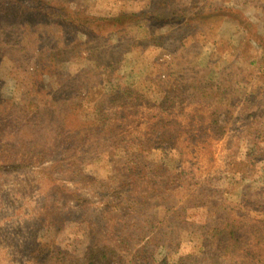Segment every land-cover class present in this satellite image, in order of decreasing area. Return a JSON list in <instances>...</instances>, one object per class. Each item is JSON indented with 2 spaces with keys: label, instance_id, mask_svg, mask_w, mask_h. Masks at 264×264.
<instances>
[{
  "label": "rangeland",
  "instance_id": "374dc122",
  "mask_svg": "<svg viewBox=\"0 0 264 264\" xmlns=\"http://www.w3.org/2000/svg\"><path fill=\"white\" fill-rule=\"evenodd\" d=\"M50 2L78 12L129 13L143 23L149 15L167 11L191 17L207 14L187 24H152L143 40L140 37L144 33L134 37V31H124L93 41L56 22L55 14L47 22L27 9L21 14L16 7L20 18L16 25L8 17L9 6L0 2V33L9 35L0 40V52L12 51L9 45H14V52L28 55L25 63L30 66L45 64L53 68L47 88L49 98L57 94L54 87L61 77L64 81V76L76 75L71 78L72 90L89 91L100 106L130 94H150L156 103L165 98L161 118L171 129L179 130L173 144L153 142L143 173L133 169L120 150L94 156L84 168L90 178L88 184L80 185L81 194L92 204L80 213L95 222L94 228L104 223V215L99 214L103 209L97 203L101 190L114 196L119 192L128 195L133 209L120 206L117 213L122 223L108 231L96 230L99 235L94 237L83 218L78 217L79 210L64 214L69 227L58 231L59 246L78 261H82L93 239H108L117 251L115 264L166 263L184 257L186 252L196 255L186 262L205 258L206 255L199 256L194 245L203 235L196 233L198 228L208 226L203 214L215 202L209 199L228 197L233 201L252 190L260 193L259 186L264 184V176L257 173L264 170V0ZM38 3L51 6L44 0ZM219 9H231L233 16ZM213 10H219L218 16L214 12L209 15ZM92 56H96L95 61L88 59ZM15 76L5 70L0 80V99L8 100L12 107H17L21 99L15 92ZM78 100H69L61 112L71 127L80 124L81 118L74 115L81 104ZM128 109L134 113L129 130L150 134L157 128V110L151 102ZM225 110L227 115L222 113ZM215 115L226 131L218 137L209 125ZM244 133L251 135L237 141L236 137ZM236 149L237 156H228ZM88 190L96 192L84 195ZM129 190L127 194L123 192ZM23 201L26 203L20 214H25L31 205L30 198ZM9 237V230L0 233V264H12L8 259L12 255Z\"/></svg>",
  "mask_w": 264,
  "mask_h": 264
},
{
  "label": "trees",
  "instance_id": "16d2710c",
  "mask_svg": "<svg viewBox=\"0 0 264 264\" xmlns=\"http://www.w3.org/2000/svg\"><path fill=\"white\" fill-rule=\"evenodd\" d=\"M2 1L9 6L8 17L16 25L20 20L16 7L21 10V14L23 9H27L31 14L47 19V22H51L55 14L56 22L65 24L93 41L108 39L110 35L124 31H134V37L144 33L140 37L143 40L148 36L147 30L152 24L153 27L166 23L187 24L207 15L202 12L191 17L167 11L166 16L149 15L143 23L129 13L78 12L70 7L52 5L50 0L44 1L51 6L40 4L39 0ZM219 10L233 16L231 9ZM219 10L209 11V15H217ZM8 37L4 31L0 33L1 41ZM9 47L13 52H0V80L5 70L14 73L17 79L15 92L21 99L17 107L8 106V100L0 99V102H5H1L0 107V233L7 230L12 233V237L7 240L12 247V255L8 259L12 264H115L117 251L108 244V239H93L82 261H78L59 246L58 231L69 227L68 217L63 215H72L78 210V217L86 222L92 237L99 235L96 230L108 231L122 223L117 213L120 206L133 209L131 198L122 195V192L114 196V193L99 191L101 198L97 199V203L103 209L99 214L104 215V223L100 226L94 228L97 226L93 225L95 222L80 213L92 204L80 190V185H87L90 179L84 171L85 165L100 153L120 150L123 154L121 157L128 160L133 169L139 168L143 173L148 165L147 159L151 156L153 142L173 144L178 139L179 130L171 129L161 118L165 112V98L156 103L150 94H130L100 106L93 101L94 96L89 91H73L71 78L76 75H71V78L68 75L64 76V81L61 77V81L56 83L54 90L57 94L51 99L47 88L53 68L43 66L45 64L30 66L28 62L25 63L28 55L25 57V53L14 52V45ZM95 57L88 59L95 61ZM71 98L79 99L81 103L74 114L81 118L77 127H71L69 120L61 113ZM150 102L157 110L154 121L157 128L152 129L150 134L129 130L134 113L128 108ZM222 113L228 114L226 110ZM209 125L214 136L226 133L216 115ZM246 134L236 137V140H245L251 135L245 137ZM237 154L238 149L228 156ZM257 173L264 176L262 169ZM12 182L16 184L12 189L8 188V193L5 186ZM14 188L16 191L13 192ZM259 189L260 193L252 190V193H245L233 201L228 197L209 199L215 202L203 214L208 226L198 228L196 233L203 235L199 244L194 245L199 256L206 255L205 258L186 262V259L196 256L193 252H186L184 257L160 264H264V184ZM95 192L88 190L84 195ZM123 192L129 193L130 190ZM96 195L100 196L98 193ZM24 198H30L31 205L25 214L24 211L20 214L21 206L26 203L22 202ZM187 216L192 215L188 213Z\"/></svg>",
  "mask_w": 264,
  "mask_h": 264
}]
</instances>
